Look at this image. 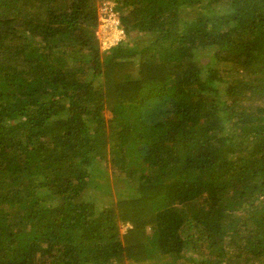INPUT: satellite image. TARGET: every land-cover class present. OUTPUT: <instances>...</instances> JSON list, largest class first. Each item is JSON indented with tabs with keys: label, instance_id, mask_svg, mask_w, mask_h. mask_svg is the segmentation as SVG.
<instances>
[{
	"label": "trees",
	"instance_id": "16d2710c",
	"mask_svg": "<svg viewBox=\"0 0 264 264\" xmlns=\"http://www.w3.org/2000/svg\"><path fill=\"white\" fill-rule=\"evenodd\" d=\"M0 264H264V0H0Z\"/></svg>",
	"mask_w": 264,
	"mask_h": 264
},
{
	"label": "rangeland",
	"instance_id": "374dc122",
	"mask_svg": "<svg viewBox=\"0 0 264 264\" xmlns=\"http://www.w3.org/2000/svg\"><path fill=\"white\" fill-rule=\"evenodd\" d=\"M207 2L208 0H201L202 5H206ZM211 7L217 13V15L228 12L227 8L222 6L220 7L213 5ZM140 39H142V43L139 45H145L152 38L150 35L144 34ZM214 53L215 51L211 50L210 48H201L194 51V56L199 63L202 62L203 66H206L209 62L212 64V66H216L217 62L215 60ZM218 67L221 72L227 69V66L224 64H219ZM87 75H90V71ZM216 86L220 90H223V87L219 82H217ZM105 116L109 118L111 115L108 111H105ZM89 172L92 176L90 188L95 193L84 194L80 202L86 203L87 211H89L91 214L95 215L102 211L110 203H113L125 196L132 195V189H130L126 184L122 183L121 179L115 177L107 162L93 165ZM38 195L39 198L46 204L54 203V200H52L48 193L44 192L42 188L39 189Z\"/></svg>",
	"mask_w": 264,
	"mask_h": 264
},
{
	"label": "built area",
	"instance_id": "2783aa9c",
	"mask_svg": "<svg viewBox=\"0 0 264 264\" xmlns=\"http://www.w3.org/2000/svg\"><path fill=\"white\" fill-rule=\"evenodd\" d=\"M99 25L95 36L99 42L100 50L105 52L124 39V32L120 27V15L116 4L104 1L98 5Z\"/></svg>",
	"mask_w": 264,
	"mask_h": 264
},
{
	"label": "clouds",
	"instance_id": "9594fccd",
	"mask_svg": "<svg viewBox=\"0 0 264 264\" xmlns=\"http://www.w3.org/2000/svg\"><path fill=\"white\" fill-rule=\"evenodd\" d=\"M99 49H100V46H99ZM101 51V50H100Z\"/></svg>",
	"mask_w": 264,
	"mask_h": 264
}]
</instances>
